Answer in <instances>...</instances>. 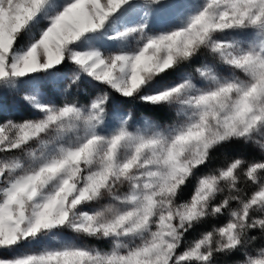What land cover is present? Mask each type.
Here are the masks:
<instances>
[{"label":"snow or ice","instance_id":"obj_1","mask_svg":"<svg viewBox=\"0 0 264 264\" xmlns=\"http://www.w3.org/2000/svg\"><path fill=\"white\" fill-rule=\"evenodd\" d=\"M0 264H264V0H0Z\"/></svg>","mask_w":264,"mask_h":264},{"label":"rangeland","instance_id":"obj_2","mask_svg":"<svg viewBox=\"0 0 264 264\" xmlns=\"http://www.w3.org/2000/svg\"><path fill=\"white\" fill-rule=\"evenodd\" d=\"M89 91H91V90H89ZM96 94L99 95L100 94L99 91H97ZM77 99L81 103H83L85 98L84 97H77ZM61 100H63V98H61ZM125 107H129V106L125 105ZM9 118H13V119H22L23 118V119H27V118H32V117H31V114L29 112H27L26 110H20L18 115L13 116V117H9ZM198 233H195V234L193 233L191 235L189 234L188 237H187V240H186V244L188 242H190L192 239H194L198 235ZM88 243H90L92 246L100 247V248H102L104 250H107L108 247H109V245L105 244V243H101V244L100 243H95V242H88Z\"/></svg>","mask_w":264,"mask_h":264},{"label":"trees","instance_id":"obj_3","mask_svg":"<svg viewBox=\"0 0 264 264\" xmlns=\"http://www.w3.org/2000/svg\"><path fill=\"white\" fill-rule=\"evenodd\" d=\"M127 106H128V105H127ZM234 207H235V205H234ZM200 231H201V229H198V230H197V232H195V233H198V232H200ZM195 233H194V234H195ZM189 234L191 235V234H193V233H192V232H190ZM189 234H188V235H189ZM89 242L100 243V242H96V241H89ZM100 244H101V243H100Z\"/></svg>","mask_w":264,"mask_h":264}]
</instances>
